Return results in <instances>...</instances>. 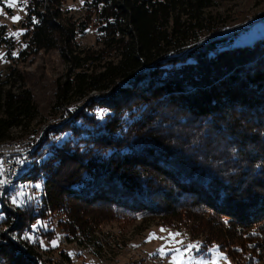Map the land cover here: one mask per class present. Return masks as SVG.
Instances as JSON below:
<instances>
[{"label":"trees","instance_id":"trees-1","mask_svg":"<svg viewBox=\"0 0 264 264\" xmlns=\"http://www.w3.org/2000/svg\"><path fill=\"white\" fill-rule=\"evenodd\" d=\"M216 4L85 0L82 19H73L63 0H27L20 55L58 49L73 67L55 106L108 91L55 127L70 138L41 139L48 153L16 182L40 170V205L1 202L0 264H52L12 234L56 209L67 216L63 229L87 240L106 210L124 221L186 225L192 239L204 235L201 252L216 244L234 264H264V37L222 49L216 38L199 41L200 30H216L208 11ZM93 21L108 58L89 70L98 52L79 48L75 37ZM11 43L0 25V46ZM11 77L0 81V143L37 114L23 82L13 89L20 75ZM94 107L108 111L104 120L88 113Z\"/></svg>","mask_w":264,"mask_h":264},{"label":"rangeland","instance_id":"rangeland-1","mask_svg":"<svg viewBox=\"0 0 264 264\" xmlns=\"http://www.w3.org/2000/svg\"><path fill=\"white\" fill-rule=\"evenodd\" d=\"M84 1L81 3V0H63V10L68 17L82 19L85 12ZM26 4L27 0H18L16 7L8 8L3 0H0V8H2L0 25L6 26L8 37L12 41L10 46H0V54H3V58L0 59V81L8 77L12 78V73H15V77L19 74L21 79H18L13 89L16 90L20 82H23L24 86L31 91L37 114L28 127L12 129L11 138L14 137L16 139L14 141L29 140V142L39 138L41 149L35 145L34 152H36L37 149L42 151V148H47L46 145L40 144L41 139H48L49 143L60 144L70 138L68 131L56 133L55 127L68 121L71 112L83 110L90 100L105 96L107 93L104 92L108 90L91 91L80 97L70 96L63 108L55 106L58 83H63L71 77L70 69L72 70L73 67L69 68V65L63 61L58 49L40 50L27 57L20 55L25 42L22 35L16 36L13 33L23 30L21 21L26 15ZM208 11L214 15L215 23L218 24L215 25L216 30L211 33L205 30V27L210 25L203 26L205 29L199 31L201 42L216 38L219 40L216 48L222 49L251 44L256 39L264 37V0H217V4ZM16 15L20 16L21 20L14 23L11 17ZM99 34L98 25L93 21L86 31L77 33L75 37L79 48L98 52L95 54L97 60L89 64V70L99 67L108 58V51L105 48L102 49L98 42ZM13 53L16 54L13 55ZM86 67H88L87 64L83 70H86ZM78 71L82 70L75 69L74 72ZM119 83L121 85L122 81ZM87 111L89 114H95L100 120H104L108 112L100 107L87 109ZM36 142L38 144V140ZM1 152L3 150L0 149ZM39 172L40 170L35 171L33 178L19 182L15 185L17 186L15 189L12 188L13 191L5 193L0 199V204L8 199L13 207H38L42 192V179L37 181L33 179ZM103 211L107 213L106 210ZM105 212L93 236L89 235V240H87L88 236H73L63 229L60 222H64L67 216L61 209L50 212L44 219L32 221L29 225L30 229L23 230L20 236L14 233L12 237L17 242L22 241L36 248L40 255L39 260L44 263L50 259L52 264H170L175 248L184 252L189 243L200 245L201 238L204 237L203 234L195 235L197 238L192 239L190 228L186 225L173 226L165 224L158 218L124 221L115 219ZM92 214L95 215V213ZM2 218L3 214H0V220ZM161 228L167 231L161 232ZM4 229L6 226L1 227L0 232ZM170 232L181 233L176 237V241H183V243L169 241ZM150 233H155L157 237L164 239L149 240ZM57 237H59L58 245L53 247L51 241ZM162 245L172 249L168 255L163 257L157 252ZM214 245L216 244L202 252L195 249L191 252H184L183 264H204L212 260L216 252L209 251V249H212ZM219 252L227 256L226 252L220 248ZM69 253L74 255H69ZM218 264H234V261L227 256V261L220 258Z\"/></svg>","mask_w":264,"mask_h":264},{"label":"snow or ice","instance_id":"snow-or-ice-1","mask_svg":"<svg viewBox=\"0 0 264 264\" xmlns=\"http://www.w3.org/2000/svg\"><path fill=\"white\" fill-rule=\"evenodd\" d=\"M3 2L7 5L8 8H14L17 5L18 0H3ZM81 3H83V0H81ZM0 12H2V8H0ZM11 20L16 23L19 22L21 20V17L16 15V16H12ZM23 34V30L21 31H17L15 33H13V35L19 36ZM16 53H13V55H15ZM3 58V54H0V59ZM5 183V181L0 180V184ZM13 202H15V200H13ZM167 231L164 228H161V232ZM181 233H169L168 236V240L169 241H176V237L180 236ZM151 239H164L163 237H157V235L155 233H150L149 234V240ZM58 241H59V237H57L56 239L51 241V244L53 247L58 245ZM176 243H183V241H176ZM193 249H195L196 251H199V245L196 243H189L184 252H191ZM172 251L171 248H166V246L162 245L161 248H159L157 250V252L163 257L168 255V252ZM209 251H214L216 252V256H214V258L210 261H206L204 262V264H218V260L220 258L224 259L225 261H227V256L223 255V253L219 252V246L218 245H214L212 249H209ZM184 252H181V250L179 248H175L174 249V254L172 255L170 264H183V256H184ZM69 255H74L73 253H69Z\"/></svg>","mask_w":264,"mask_h":264},{"label":"built area","instance_id":"built-area-1","mask_svg":"<svg viewBox=\"0 0 264 264\" xmlns=\"http://www.w3.org/2000/svg\"><path fill=\"white\" fill-rule=\"evenodd\" d=\"M38 139L30 141V144H23V141H18L12 146L3 148V152L0 153V180L7 182L15 171L21 170L26 159H28L29 151L32 150ZM2 185L0 184V196Z\"/></svg>","mask_w":264,"mask_h":264},{"label":"bare ground","instance_id":"bare-ground-1","mask_svg":"<svg viewBox=\"0 0 264 264\" xmlns=\"http://www.w3.org/2000/svg\"><path fill=\"white\" fill-rule=\"evenodd\" d=\"M14 140H16V139L14 138V139L7 140L5 142L0 143V149L3 150L4 147L12 146V145H14V144H16L18 142V141H14ZM22 141H23V144H30L29 140H25V141L22 140ZM38 142H39V139H38ZM35 145H38L37 142H36ZM35 145L33 146L32 150L29 151L28 159H26V163L21 168V170L20 171H15L14 174L8 179V181L3 183L2 188H1L0 199L2 198V196L4 197L5 193L10 191L12 188H14V185L16 184V182L19 181V178L21 177V175L26 174V173H30V171L34 167L39 165V163L42 161L44 154L47 152V149H46V151H45V148H42V151H39L38 149L37 150L35 149L36 152H34Z\"/></svg>","mask_w":264,"mask_h":264}]
</instances>
